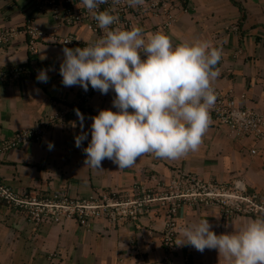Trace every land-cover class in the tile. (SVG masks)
I'll return each instance as SVG.
<instances>
[{
	"label": "crops",
	"instance_id": "0c3cea01",
	"mask_svg": "<svg viewBox=\"0 0 264 264\" xmlns=\"http://www.w3.org/2000/svg\"><path fill=\"white\" fill-rule=\"evenodd\" d=\"M177 20L167 33L175 47L184 42L208 41L222 49L215 66L219 76L212 88L232 95L244 109L264 118V0H177ZM160 17L147 23L143 35L161 23ZM29 28L47 36L34 46ZM237 28V30H236ZM0 29L14 32L8 45L0 44V70L24 67L18 80L0 83V147L26 128L42 124L52 116L48 132L0 155V180L20 195L64 192L74 199L90 200L106 192L124 199L146 194L165 195L177 169L202 180L232 188L241 181L249 193L264 199V150L251 151L258 143L250 138L231 137L229 129L214 121L196 151L172 160L146 153L129 168L104 159L101 170L85 164L84 149L91 141L92 117L113 107L115 93L85 91L81 86L66 87L60 75L63 48L93 44L96 33L84 25H68L61 17L44 14L34 0H0ZM72 37L73 46L61 40ZM47 70V83L37 76ZM76 109L84 115L82 134ZM130 111H132L130 109ZM54 148L49 150V144ZM166 208L154 203L139 221L113 226L108 220L81 227L76 221L62 225H35L26 211L15 210L0 200V264H230L217 249L203 252L182 245L179 234L173 250L163 245ZM181 228L208 219L217 235L239 232L255 218H226L217 206H184L177 215Z\"/></svg>",
	"mask_w": 264,
	"mask_h": 264
},
{
	"label": "clouds",
	"instance_id": "9594fccd",
	"mask_svg": "<svg viewBox=\"0 0 264 264\" xmlns=\"http://www.w3.org/2000/svg\"><path fill=\"white\" fill-rule=\"evenodd\" d=\"M105 2L81 0L89 11ZM128 3L143 5L145 0ZM93 14L98 26L106 30L104 36L85 47L63 48L65 58L60 67L66 87L79 85L87 91L91 85L102 94L110 90L116 94L113 107L117 111L101 110L92 117L85 164L101 170L107 158L124 169L146 153L175 160L198 150L217 100L212 81L219 76L215 66L222 49L202 40L174 47L162 32L145 38L138 27L112 29L118 17L109 11ZM37 80L47 83V70H41ZM75 111L82 130L76 146L81 147L88 133L83 131L84 115ZM239 116L242 119L244 114ZM52 148L50 143L49 150ZM236 187H242V182L237 181ZM211 228L208 219L183 227L182 245L200 252L217 249L230 264H264V217L250 220L231 234L217 235Z\"/></svg>",
	"mask_w": 264,
	"mask_h": 264
},
{
	"label": "built area",
	"instance_id": "2783aa9c",
	"mask_svg": "<svg viewBox=\"0 0 264 264\" xmlns=\"http://www.w3.org/2000/svg\"><path fill=\"white\" fill-rule=\"evenodd\" d=\"M37 8L44 14L61 17L68 25H84L89 31L96 33L98 40L106 30L98 26L94 11H109L118 17L110 26L122 30L138 27L145 32L147 23L152 18L160 17L161 23L151 29V33L162 32L167 35L177 20L180 9L177 0H145L143 5L131 6L128 0H106L97 10L89 11L81 0H34ZM237 30V28H236ZM30 44L34 46L47 35L37 28H29ZM14 32L0 29V44L8 45ZM64 46H73L76 40L67 37L60 41ZM145 58V57H142ZM26 71L24 67L0 70V83L18 80ZM92 89V87H90ZM217 100L210 115L218 128L229 129L231 137H250L258 143V148L251 151L257 155L259 149L264 150V118L256 111L241 108L232 95L215 90ZM243 113L241 119L239 114ZM236 114V115H234ZM59 119L52 116L49 120L17 133L0 147V155L32 141H40L48 132V123ZM237 183V182H236ZM209 183L201 178L177 169L167 186L165 195L146 194L137 199H124L117 192H106L98 198L90 200L74 199L60 192L46 195L38 192L32 195H20L4 185L0 180V200L9 208L26 211L31 221L37 226L62 225L67 221H76L81 227L90 228L94 222L108 220L113 226H121L130 221H139L148 212L150 205L159 203L166 208L164 222L163 245L173 250L182 228L178 224L177 215L184 206H217L226 218L264 217V199L256 193H249L243 183L237 188Z\"/></svg>",
	"mask_w": 264,
	"mask_h": 264
}]
</instances>
